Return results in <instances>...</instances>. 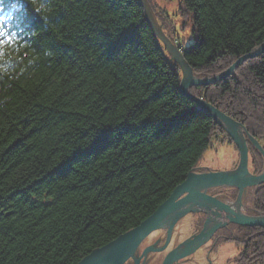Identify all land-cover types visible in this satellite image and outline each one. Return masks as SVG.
<instances>
[{
    "label": "trees",
    "instance_id": "16d2710c",
    "mask_svg": "<svg viewBox=\"0 0 264 264\" xmlns=\"http://www.w3.org/2000/svg\"><path fill=\"white\" fill-rule=\"evenodd\" d=\"M8 2L21 33L0 58V264H77L151 215L213 139L237 149L179 90L139 0ZM149 2L175 40L172 17L188 14L194 40L176 41L198 76L264 41V0ZM190 91L264 141V51ZM249 162L263 169L253 146ZM254 190L264 211V183ZM237 226V261L264 264V227Z\"/></svg>",
    "mask_w": 264,
    "mask_h": 264
},
{
    "label": "water",
    "instance_id": "95a60500",
    "mask_svg": "<svg viewBox=\"0 0 264 264\" xmlns=\"http://www.w3.org/2000/svg\"><path fill=\"white\" fill-rule=\"evenodd\" d=\"M139 2L154 33L168 52L169 62L174 61L181 69L179 90L223 127L237 147L239 157L235 164L230 163L229 170L211 169L210 160L201 157L199 164L151 215L114 240L95 248L77 264H180L181 260L193 253L200 254L201 248L211 240L214 231L227 223L264 227V212L257 211L251 204L254 188L264 182L263 146L241 122L190 92L192 86L212 84L232 75L246 59L264 51V41L249 53L236 59L226 69L215 74L198 76L185 60L181 45L175 43L163 31L149 0H139ZM248 146H253L263 160V169L256 171L255 174L251 173L248 167ZM234 157L235 152L231 155V162ZM250 186L252 189L247 195L246 203L237 206H229L224 203L226 198L216 196L218 193L213 192L217 188L229 192L231 188L237 187L238 194L233 202L242 203L244 193ZM245 210L256 214L248 215L241 212ZM206 214L205 224L199 226L198 218ZM245 239H235L237 242L228 239L222 242L217 251L212 252V256L216 257L215 263L225 264L227 257L243 247ZM199 258L201 259L197 260V264H206L204 255Z\"/></svg>",
    "mask_w": 264,
    "mask_h": 264
},
{
    "label": "rangeland",
    "instance_id": "374dc122",
    "mask_svg": "<svg viewBox=\"0 0 264 264\" xmlns=\"http://www.w3.org/2000/svg\"><path fill=\"white\" fill-rule=\"evenodd\" d=\"M152 1H153V3H155V6H157V5H159L160 7L163 6V7L167 8L169 10V12H171V13L176 9V4L175 3L177 2V0H152ZM172 19H174V22L176 21V24L181 26L182 27L181 30H183L185 32L183 34V36H186V40L183 42V45L186 46V45H189L190 43H192L194 38L192 37V34H191V21H190V18L188 16V14L184 13L183 15L178 17V19L176 18V16H174V17H172ZM177 39H178V42H181L180 41V39H181L180 37H178ZM172 62H174V61H172ZM192 87H195V86H192ZM257 140L259 141V143L264 148V143H263L264 141H261L259 139H257ZM248 150H249V146H248ZM233 152H235V157H234V159L231 162L230 158H231V155H232ZM202 157L203 158H208L210 160V168L211 169L229 170L230 163L232 165L236 163V161H237V159L239 157V152L234 147V145L232 143H229L227 141H225V143L224 142L220 143L219 141L213 139V141L211 142L210 146L203 152ZM248 163H250V162H248ZM249 170H250L251 173H254V174L256 173V171H254V167H252V166L250 167V164H249ZM249 189L251 190L252 188H249ZM234 190H236V192H238L237 187L236 188L235 187L231 188V190L229 192H226L227 196L228 197L231 196L232 198H236L237 194L235 196H233V193L235 192ZM246 192H248V190ZM222 194H224V192ZM216 196L221 197V195H218V194H216ZM244 197L242 199V203L244 202ZM223 198H226L227 201L229 200V199H227L226 196H224ZM232 200H236V199H232ZM206 219H207V214L199 217L198 218V225L199 226L204 225ZM227 227H229V224H227L226 226L225 225L221 226L220 227L221 228L220 232L221 233L223 232V234H226L227 232H229L230 230H228V231L225 230V228H227ZM231 232H232V234H230V237L232 236V237L235 238V236H236L235 239H244V238L247 237L246 236V232L242 231V229H240L238 227H237L236 230L233 228V230ZM211 238H213V237H211ZM225 238H228V237H225ZM225 238L224 237L221 238L218 241L217 244H215V242L212 243V244H214V250H213L214 252L217 251L218 246L222 242L226 241ZM242 248L238 252H236L235 254H232L229 257H227L226 260H225V264H231L233 262H234V264H242L241 260L237 261V259H238L237 254L242 250Z\"/></svg>",
    "mask_w": 264,
    "mask_h": 264
},
{
    "label": "flooded vegetation",
    "instance_id": "af4514ba",
    "mask_svg": "<svg viewBox=\"0 0 264 264\" xmlns=\"http://www.w3.org/2000/svg\"><path fill=\"white\" fill-rule=\"evenodd\" d=\"M221 191H224V190H221V188H217L215 191H213V192H217L218 193V195H221V198H223L224 196H226V197H228L227 196V194H226V191H224V194H222V192ZM223 196V197H222ZM237 224H229V227H227V228H225V230L226 231H228V230H230L229 232H227L226 234H223V232L221 233L220 231H221V229H219V230H217L218 232H220L221 234H214V237L213 238H211V240L209 241V242H207V243H205L204 245H203V247L201 248V250H200V254H199V252H195V253H193L192 255H190L189 257H187V258H185V259H183V260H181V262H180V264H197L198 262H197V260L198 259H201V258H199L200 256H203L204 255V257H205V261H206V264H216L215 262H216V257H213L212 256V252H213V250H214V244H212L213 242H215V244H217L218 243V241L221 239V238H225V237H228V238H225V240H228V239H230V240H234L235 242H237L236 240H235V238H236V236H235V238L234 237H230V234H232V230H233V228L236 230L237 229ZM239 228V227H238ZM232 229V230H231ZM234 235V234H233ZM212 244V245H211ZM170 245V244H169ZM171 245H173V244H171ZM175 245H177V244H175ZM175 245H173V246H175ZM244 245V243L242 244V246ZM239 254V253H238ZM238 254H237V256H238ZM193 256V257H192ZM236 256V257H237ZM192 257V258H191ZM191 258V259H190ZM251 258H252V256H251Z\"/></svg>",
    "mask_w": 264,
    "mask_h": 264
},
{
    "label": "bare ground",
    "instance_id": "6f19581e",
    "mask_svg": "<svg viewBox=\"0 0 264 264\" xmlns=\"http://www.w3.org/2000/svg\"><path fill=\"white\" fill-rule=\"evenodd\" d=\"M153 8V7H152ZM154 10V9H153ZM154 13H155V11H154ZM180 36H182L181 38H185L186 36H183V34L185 33L183 30H180ZM169 37L175 42V43H177V44H179V45H181V47H182V44L181 43H178L173 37H171L170 35H169ZM163 44V43H162ZM164 46V45H163ZM165 48V47H164ZM182 51V50H181ZM181 70V69H180ZM182 73V72H181ZM191 88V87H190ZM191 92V91H190ZM192 93V92H191ZM201 97V96H200ZM203 98V97H202ZM203 99H205V98H203ZM206 100V99H205ZM207 101V100H206ZM209 102V101H208ZM217 123V122H216ZM217 124H219V123H217ZM222 127V126H221ZM223 128V127H222ZM248 167H249V163H248ZM261 184H263V182H261L260 184H258V186L259 185H261ZM257 187V186H256ZM249 188H252V186H250V187H247V189H246V191L248 190V192H245L244 193V204L246 203V199H247V195H248V193L251 191ZM236 194H238V192H236ZM256 195V190H254V194H253V196H255ZM227 199H229L228 201L225 199L224 200V203H226V204H228L229 206H237V205H241V204H243V203H239V202H233L234 200H232V199H236V198H232L231 196L230 197H227ZM231 199V200H230ZM255 208V207H254ZM256 209V208H255ZM257 211H260V210H258V209H256ZM241 212H244V213H246V214H248V215H252V214H256L255 212H251V211H249V210H245V211H241ZM261 212H264V211H261ZM220 219V218H219ZM227 224H234V223H227ZM226 224V225H227ZM225 225V226H226ZM241 226H245V225H241ZM247 227H250V226H247ZM219 229H221L220 227L218 228V229H216L215 231H214V233L211 235V237H214V234L216 233V234H221L220 232H218L217 230H219ZM210 237V238H211Z\"/></svg>",
    "mask_w": 264,
    "mask_h": 264
},
{
    "label": "snow or ice",
    "instance_id": "6c2138e0",
    "mask_svg": "<svg viewBox=\"0 0 264 264\" xmlns=\"http://www.w3.org/2000/svg\"><path fill=\"white\" fill-rule=\"evenodd\" d=\"M4 35L3 31H0V36Z\"/></svg>",
    "mask_w": 264,
    "mask_h": 264
}]
</instances>
